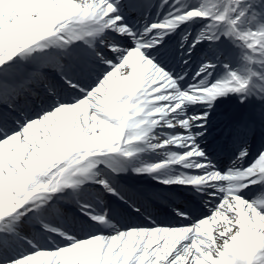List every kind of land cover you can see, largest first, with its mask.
I'll list each match as a JSON object with an SVG mask.
<instances>
[{
	"label": "snow or ice",
	"instance_id": "1",
	"mask_svg": "<svg viewBox=\"0 0 264 264\" xmlns=\"http://www.w3.org/2000/svg\"><path fill=\"white\" fill-rule=\"evenodd\" d=\"M145 6L0 0V264H264V151L248 143L264 138V0H161L163 18L132 24ZM229 98L247 111L219 121L220 142L239 145L225 171L202 144ZM149 153L163 158L138 163ZM129 172L199 193L210 211L119 226L87 197L143 214L138 201L157 194L122 186ZM66 205L94 230L52 227ZM21 242L30 251L14 254Z\"/></svg>",
	"mask_w": 264,
	"mask_h": 264
},
{
	"label": "bare ground",
	"instance_id": "2",
	"mask_svg": "<svg viewBox=\"0 0 264 264\" xmlns=\"http://www.w3.org/2000/svg\"><path fill=\"white\" fill-rule=\"evenodd\" d=\"M161 2V1H160ZM156 6V8H157V13H156V15L158 14V7H157V5H155ZM153 9V8H152ZM169 10V9H168ZM168 12V11H167ZM167 12H166V14H167ZM132 17H134L133 16V14L131 13L130 14V17L129 18H132ZM166 62V61H165ZM173 69H176V70H179V68H180V64L179 63H177V61L176 62H173V61H168L167 62ZM222 103V102H221ZM191 111V110H190ZM211 156H212V154H210ZM154 156H156L157 157V155H154ZM156 157H149V158H156ZM214 162H216V161H214ZM145 163H147V162H145ZM217 163V162H216ZM219 163H217V165H218ZM230 164H231V162H230ZM230 164H228V165H230ZM170 173H175V171H171ZM94 193V192H93ZM200 201H198V203L201 205V206H204V204H203V201L201 200V199H199ZM104 204L105 205H107V203L106 202H104ZM71 207V206H70ZM148 211H151V208H149V207H145ZM145 209V210H146ZM210 211V209L209 208H207V207H204L203 209H202V211L201 212H209ZM196 216V215H195ZM195 216H192L193 218L195 217ZM56 221L55 219H52L51 221H49V223H51L52 221ZM160 219H158V217L157 216H154V217H152V219L150 218V220L148 219V222H146V221H138L137 223H135L134 225H146L147 223H149V222H151V221H155V223L156 222H158ZM82 224H83V221H80V227H82ZM178 225H180V224H178ZM122 226V225H121ZM126 227V226H125ZM82 228H84V227H82ZM41 229H42V227H41ZM90 232V231H89ZM89 232H86V231H80L79 233H77V231L76 232H74V234H76L77 235V237L79 238V237H81V235H83V236H86ZM52 240V239H51ZM41 242V241H40ZM51 242V241H50ZM48 244L49 243H43V242H41V245L42 246H44V247H47L48 246ZM28 251H30V248H29V246L27 247V246H24L23 244H18L16 247H15V250H14V254H23V253H27Z\"/></svg>",
	"mask_w": 264,
	"mask_h": 264
},
{
	"label": "rangeland",
	"instance_id": "3",
	"mask_svg": "<svg viewBox=\"0 0 264 264\" xmlns=\"http://www.w3.org/2000/svg\"><path fill=\"white\" fill-rule=\"evenodd\" d=\"M161 159V158H160ZM141 160H142V158H141ZM140 162V161H139ZM75 210H78V208H75ZM79 211V210H78ZM204 215H202V216H200L199 218H202ZM51 226L52 227H56V228H60V226L59 225H57V223L56 222H52L51 223ZM49 236V235H48ZM47 236V237H48ZM83 237H85V236H83ZM83 237H80V238H83ZM49 238V237H48ZM26 243V242H25Z\"/></svg>",
	"mask_w": 264,
	"mask_h": 264
}]
</instances>
